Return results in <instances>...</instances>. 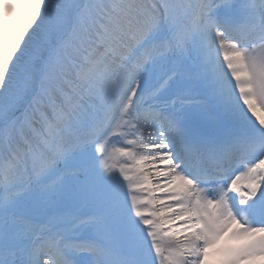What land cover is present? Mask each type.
I'll use <instances>...</instances> for the list:
<instances>
[{
	"label": "snow or ice",
	"instance_id": "snow-or-ice-1",
	"mask_svg": "<svg viewBox=\"0 0 264 264\" xmlns=\"http://www.w3.org/2000/svg\"><path fill=\"white\" fill-rule=\"evenodd\" d=\"M0 264H264V0H0Z\"/></svg>",
	"mask_w": 264,
	"mask_h": 264
}]
</instances>
